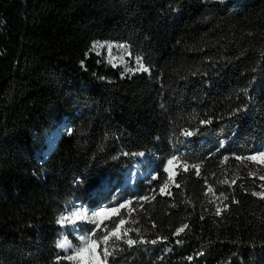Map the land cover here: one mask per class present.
I'll list each match as a JSON object with an SVG mask.
<instances>
[{
	"label": "trees",
	"instance_id": "trees-1",
	"mask_svg": "<svg viewBox=\"0 0 264 264\" xmlns=\"http://www.w3.org/2000/svg\"><path fill=\"white\" fill-rule=\"evenodd\" d=\"M262 146L264 0H0V264H71L58 217L120 198L124 239L157 243L112 240L109 264H264V179L235 159Z\"/></svg>",
	"mask_w": 264,
	"mask_h": 264
},
{
	"label": "snow or ice",
	"instance_id": "snow-or-ice-1",
	"mask_svg": "<svg viewBox=\"0 0 264 264\" xmlns=\"http://www.w3.org/2000/svg\"><path fill=\"white\" fill-rule=\"evenodd\" d=\"M112 46L109 45V48ZM120 48H123L127 51V45H120ZM130 55V53H129ZM136 61L139 64V68L137 71L148 72L149 69L145 67L142 63V58L136 57ZM126 72L133 71L131 68H126ZM201 123H208L211 124V120L202 121ZM67 134L71 135V129L67 130ZM184 135L191 136L194 135L192 131H185ZM225 144L222 142L219 148H224ZM219 151V149H218ZM143 155V154H141ZM229 157L225 156L223 158L224 162H226ZM236 160H247L250 162H255L257 165H264V151H259L255 154L248 155L247 157H240L236 156ZM175 163L179 162V158L173 157L167 161V166L163 169L164 173H168V179H172V167ZM184 171L189 170V165L187 163H183ZM195 169V174L197 176L200 175V165H193L191 166ZM157 176H153L152 179H157ZM264 179V177H261ZM220 183H228V180L220 181ZM235 183V181H232ZM179 187V185H177ZM261 187H264L262 185ZM168 183L165 181L163 185L159 188V192L161 194L167 195ZM208 191H212L211 187H209ZM252 195L259 196L261 199H264V192H253ZM220 197L227 199V196L224 195L223 192L220 193ZM153 199L155 197H152ZM136 201H148L149 197L143 196L135 198ZM134 203L133 199L125 200L121 202L118 206H109L105 208H100L99 210H87L82 209L81 207H74L68 214H61L60 217L57 219V224L61 225L65 228L67 232L75 233L78 232L81 227V222H87L88 224L92 225L86 229L85 232L79 234L77 236L78 244L74 245L71 241L68 240L67 236H64L62 240L58 241L57 248L62 250L64 253L63 259L71 262V264H109L108 258L114 255V250L110 251V241H123L128 247H132L137 243L144 244V243H151L156 244L157 240L146 241L142 236H140L139 240H135L132 238L124 239V237L128 236V233L132 231V229L125 228L126 223L128 221L124 218L115 219L116 217H122V209H126L127 213L130 215L134 209L130 206ZM175 207V205H173ZM221 209L217 207L216 215H220ZM203 219V216L201 217ZM105 222H110L106 224ZM132 223H136L135 220L131 221ZM103 225V228H102ZM155 227V225H153ZM188 224H183L181 227L177 228L173 235H180L188 229ZM123 230V234H122ZM137 235L140 234V229H135ZM164 240L167 237H163ZM180 243V241H177ZM123 250V249H121ZM61 257L57 258V264H59V260ZM188 259H191L189 257Z\"/></svg>",
	"mask_w": 264,
	"mask_h": 264
},
{
	"label": "rangeland",
	"instance_id": "rangeland-1",
	"mask_svg": "<svg viewBox=\"0 0 264 264\" xmlns=\"http://www.w3.org/2000/svg\"><path fill=\"white\" fill-rule=\"evenodd\" d=\"M109 45H111L112 47L109 48ZM120 45H116V44H102V45H97L96 49L98 52L103 53V54H107L108 57L113 60V61H126V56H127V52L123 49L119 47ZM259 151H264V146L260 147L255 153L259 152ZM254 153V154H255ZM247 166H251L253 168V170L256 172V174L261 178L264 177V165H257L255 162H250V161H246L245 162ZM179 167L178 163L174 162V165L172 167V179L170 180V184L174 183V179L177 176V168ZM152 170L153 167H148L147 168V173L148 175H152ZM139 177V173L138 171H133L131 176L128 178L127 183L130 187H135V182L137 180V178ZM223 192L225 196H227V199H224L223 197H220V193ZM126 199L125 198H120L118 201H108L106 203H102V204H98L96 206H94V208L90 209L87 207H84L82 205L79 204H75L74 207H81L82 209H87V210H99L100 208H105V207H109V206H118L121 202H124ZM228 200V194L224 191L219 190L216 194H215V201L218 207H220L221 205H223L226 201ZM73 207V208H74ZM72 208V209H73ZM124 209L121 210L122 214ZM127 212V210H126ZM135 220V217H133L132 215H128L127 221L129 223H131L132 229H135L134 227H136L137 223H132L131 221ZM136 221V220H135ZM106 224H109L110 222H105ZM92 227V225L88 224L87 222H81V227L79 229L78 232L72 233V235L74 236V239L76 240L75 242L71 241L74 245L78 244V240H77V236L79 234H82L83 232L86 231L87 228ZM103 228V225H102Z\"/></svg>",
	"mask_w": 264,
	"mask_h": 264
}]
</instances>
